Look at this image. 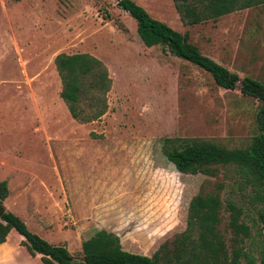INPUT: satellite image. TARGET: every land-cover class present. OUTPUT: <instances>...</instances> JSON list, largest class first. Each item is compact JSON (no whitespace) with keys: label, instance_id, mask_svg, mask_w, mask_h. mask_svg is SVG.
Here are the masks:
<instances>
[{"label":"rangeland","instance_id":"374dc122","mask_svg":"<svg viewBox=\"0 0 264 264\" xmlns=\"http://www.w3.org/2000/svg\"><path fill=\"white\" fill-rule=\"evenodd\" d=\"M133 1L187 32L200 53L239 78L264 82V4L183 26L172 0ZM78 52L99 59L111 80L105 112L84 123L60 99L53 64L57 53ZM258 107L237 86L220 88L161 46L145 47L134 19L114 0H0V180L14 209L34 204L41 215L23 220L27 229L76 258L81 241L100 229L115 234L122 250L150 256L184 229L191 196L220 184V197L241 207L249 229L233 238L222 210L226 248L258 264L259 204L250 188L241 194L231 169L180 173L162 153L164 138L243 147L257 132ZM238 261L249 264L243 256Z\"/></svg>","mask_w":264,"mask_h":264},{"label":"trees","instance_id":"16d2710c","mask_svg":"<svg viewBox=\"0 0 264 264\" xmlns=\"http://www.w3.org/2000/svg\"><path fill=\"white\" fill-rule=\"evenodd\" d=\"M183 26H190L253 6L264 0H172ZM117 7L135 21V31L145 47L159 45L180 60L201 69L215 85L223 89L236 86L241 95L259 102L255 113L256 133L243 147L226 148L209 139L164 138L162 153L176 171L216 176L220 169H231L239 179L237 189L245 195L249 187L253 202L259 204L256 217L260 223L261 244L258 264H264V82L244 76L239 78L199 52L188 41L187 32L180 33L166 23L152 18L133 0H119ZM60 89L58 95L70 117L84 123L98 119L106 110L105 94L111 80L106 67L88 53H57L53 58ZM168 144V145H167ZM220 184L210 192L198 191L189 199L185 227L168 246L161 244L150 256L122 250L118 237L106 230H94L80 243L79 258L71 255L63 245L47 242L30 232L15 214L4 209L0 215V243L10 229L21 237L19 244L30 256L38 255L44 264H239L243 256L249 264L252 259L240 249L226 248L218 229L220 212H227V227L232 237L249 236L248 227L241 221V207L218 193ZM8 195L7 183L0 180V206Z\"/></svg>","mask_w":264,"mask_h":264},{"label":"crops","instance_id":"0c3cea01","mask_svg":"<svg viewBox=\"0 0 264 264\" xmlns=\"http://www.w3.org/2000/svg\"><path fill=\"white\" fill-rule=\"evenodd\" d=\"M8 188V185H7ZM21 188V187H20ZM18 197H15L16 199ZM11 198H10V191L8 190L7 197L2 201L5 206V210L11 211L12 213L19 216V218L25 222H35L34 218H41V215L36 214V206L32 204L29 206L28 203L22 204V208H20V211L18 209H14V207L11 205ZM22 211V212H21ZM27 224V223H26ZM12 238V241L10 240ZM22 237L14 230L10 229L8 233L5 236V240L0 243V264H10L7 261L9 258L13 260L22 257L23 263L22 264H44L40 261L39 256H30L26 249L19 244ZM19 262V261H17ZM18 264V263H17Z\"/></svg>","mask_w":264,"mask_h":264},{"label":"water","instance_id":"95a60500","mask_svg":"<svg viewBox=\"0 0 264 264\" xmlns=\"http://www.w3.org/2000/svg\"><path fill=\"white\" fill-rule=\"evenodd\" d=\"M114 1H115V3H117L119 0H114ZM3 211H4V208L2 206H0V215L3 213Z\"/></svg>","mask_w":264,"mask_h":264}]
</instances>
